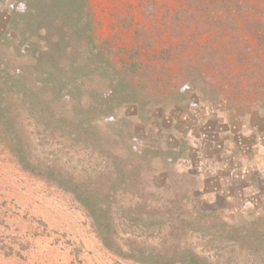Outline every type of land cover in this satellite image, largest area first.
I'll list each match as a JSON object with an SVG mask.
<instances>
[{"label": "rangeland", "instance_id": "obj_1", "mask_svg": "<svg viewBox=\"0 0 264 264\" xmlns=\"http://www.w3.org/2000/svg\"><path fill=\"white\" fill-rule=\"evenodd\" d=\"M245 1L229 32L181 0H0V101L32 152L0 134V264H264V0ZM75 187L101 207L154 192L167 258L106 248Z\"/></svg>", "mask_w": 264, "mask_h": 264}, {"label": "trees", "instance_id": "obj_2", "mask_svg": "<svg viewBox=\"0 0 264 264\" xmlns=\"http://www.w3.org/2000/svg\"><path fill=\"white\" fill-rule=\"evenodd\" d=\"M181 2L182 9L184 11H193L196 14L205 13V17L209 18L208 23H216L210 25L218 27L213 30L225 27V30L228 29L229 32L234 30V27L237 23V18L242 13V10L248 9L245 0H181ZM44 7L43 1H39L35 5V9H38V21L40 23L44 22L46 25L48 21V12ZM63 14L64 13L59 12V15L63 16ZM42 27L45 30L48 29L47 26ZM171 55L173 56L169 50L165 49L163 50L161 57L164 60H171ZM189 61L190 59H187L183 61V63L187 64V67L191 70L193 65H189ZM140 62L142 65L145 64L143 61H138L137 58L134 59L133 57H129V59L122 60V67L120 69L129 72H141L139 75H134L131 77L137 81H141L143 86L147 87L148 80H150L149 73L152 70L150 66H153L145 64L143 69L139 67ZM144 75L148 76L146 77ZM229 75L222 78L227 83H224L219 87L223 91L224 95L227 93V89L230 87V85H235L238 87L243 82L244 73L237 72L235 74ZM0 96H3V94H0ZM5 97L6 96H4L0 101V134L4 140L10 141L14 149H17L18 159L21 165H27L28 161L32 164V152L28 149V147L26 148V140L21 138L17 129H15V119L12 117L11 111H9L11 107L9 106ZM31 97L32 94L28 98L31 99ZM220 98H224V96H221ZM72 191L76 194V198L83 205L85 211L92 221V225L95 228L99 239L106 248L119 256H124L126 258L130 257L131 259L138 257L141 259V261L147 263H156V261H162L167 258L165 254L161 253L163 249L162 247L159 245H153L154 247H152L150 244V242L153 244L151 234L156 231L155 226L157 224V214L159 213V210H157L159 206L154 205L156 196L154 192L151 193V195L149 194V196H142V193L139 196L136 195L138 194L136 191L131 192L127 189L123 194L119 196L115 195L107 207H101L100 203L92 200L89 195L81 194L78 188H72ZM135 195L136 199L138 196L139 198L142 197L137 203H135ZM139 203L142 204L144 208L146 207L147 210H150V212L145 211L144 213H141L136 211L135 206H137ZM153 211L154 213L152 214ZM146 212H148L150 215H148ZM118 213H121V215H123V213L128 214L127 216L124 215L125 219L122 220V222H118ZM168 213V217H173L172 211H169ZM127 223H129L130 226ZM123 224L129 226L130 229H122L121 226ZM137 228H142L143 232L141 234H137ZM187 252V254L191 257L190 261L193 260L196 264L199 263V258H203V256H198V253L193 250H188ZM195 258H198V260ZM161 263L162 262H158V264Z\"/></svg>", "mask_w": 264, "mask_h": 264}, {"label": "clouds", "instance_id": "obj_3", "mask_svg": "<svg viewBox=\"0 0 264 264\" xmlns=\"http://www.w3.org/2000/svg\"><path fill=\"white\" fill-rule=\"evenodd\" d=\"M19 10L20 11H24L25 10V6L24 5H21ZM187 87H188V85H185L184 86V88H187ZM182 90H184V89H182Z\"/></svg>", "mask_w": 264, "mask_h": 264}]
</instances>
